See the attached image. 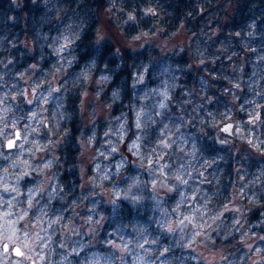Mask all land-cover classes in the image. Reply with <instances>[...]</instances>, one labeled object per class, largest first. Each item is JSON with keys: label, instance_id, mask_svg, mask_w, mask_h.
<instances>
[{"label": "clouds", "instance_id": "obj_1", "mask_svg": "<svg viewBox=\"0 0 264 264\" xmlns=\"http://www.w3.org/2000/svg\"><path fill=\"white\" fill-rule=\"evenodd\" d=\"M0 264H264L262 0H0Z\"/></svg>", "mask_w": 264, "mask_h": 264}, {"label": "trees", "instance_id": "obj_2", "mask_svg": "<svg viewBox=\"0 0 264 264\" xmlns=\"http://www.w3.org/2000/svg\"><path fill=\"white\" fill-rule=\"evenodd\" d=\"M262 3H264V0H262Z\"/></svg>", "mask_w": 264, "mask_h": 264}]
</instances>
